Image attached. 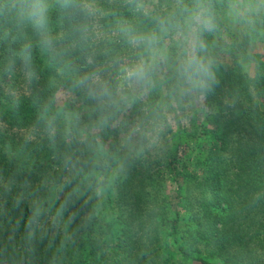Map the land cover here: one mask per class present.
I'll return each instance as SVG.
<instances>
[{
    "label": "clouds",
    "instance_id": "9594fccd",
    "mask_svg": "<svg viewBox=\"0 0 264 264\" xmlns=\"http://www.w3.org/2000/svg\"><path fill=\"white\" fill-rule=\"evenodd\" d=\"M262 94L264 0H0V264H72L81 244L114 264L129 240L125 264H154L170 217L149 197L122 222L119 187L135 169L166 171L193 124L247 114L254 135L231 147L264 154ZM162 187L161 200L167 177ZM262 203L264 185L247 209ZM182 243L199 247L194 232ZM214 264L252 262L232 252Z\"/></svg>",
    "mask_w": 264,
    "mask_h": 264
},
{
    "label": "trees",
    "instance_id": "16d2710c",
    "mask_svg": "<svg viewBox=\"0 0 264 264\" xmlns=\"http://www.w3.org/2000/svg\"><path fill=\"white\" fill-rule=\"evenodd\" d=\"M231 81L229 75L226 83ZM261 108L264 109V103ZM24 111L26 116L30 115L27 105ZM259 116L264 118V111ZM253 135L247 114L217 120L213 129L195 124L191 130L180 128L174 137V152L166 171L159 164L148 171L135 169L119 187L115 203L122 222L134 221L149 197L161 202L162 223L165 216L170 217V222L164 223L162 232L155 238L154 264H214L215 257H230L232 252L247 253L252 264H264V203L247 209L251 193L264 185V154L257 156L243 147H231ZM9 139L14 144L18 142L15 134ZM254 160L260 161L255 164V171L250 167ZM0 166H6L2 158ZM43 168L44 165L38 164V170ZM165 177L171 191L161 200ZM193 202L200 212L195 221L190 216ZM114 224L117 235L126 236L123 225L118 221ZM193 232L199 247L189 255L182 235ZM136 248L133 241L122 242L113 249L114 264H125L135 255ZM71 260L72 264H95L83 244Z\"/></svg>",
    "mask_w": 264,
    "mask_h": 264
}]
</instances>
